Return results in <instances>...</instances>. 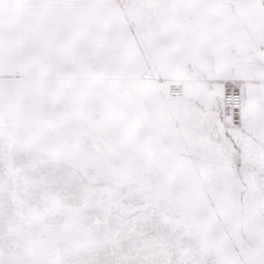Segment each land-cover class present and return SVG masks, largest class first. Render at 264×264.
<instances>
[{
	"label": "snow or ice",
	"instance_id": "snow-or-ice-1",
	"mask_svg": "<svg viewBox=\"0 0 264 264\" xmlns=\"http://www.w3.org/2000/svg\"><path fill=\"white\" fill-rule=\"evenodd\" d=\"M0 264H264V0H0Z\"/></svg>",
	"mask_w": 264,
	"mask_h": 264
}]
</instances>
